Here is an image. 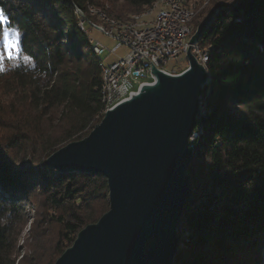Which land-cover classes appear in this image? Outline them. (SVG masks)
<instances>
[{"label": "trees", "instance_id": "obj_1", "mask_svg": "<svg viewBox=\"0 0 264 264\" xmlns=\"http://www.w3.org/2000/svg\"><path fill=\"white\" fill-rule=\"evenodd\" d=\"M153 2L0 0L9 27L22 34L19 62H6L0 72L17 105L0 119L11 132L0 145V264H16L26 208L36 195L43 224L35 229L57 228L54 247L40 249L38 264H55L81 230L109 211L104 176L60 173L44 163L104 117L100 58L77 10L94 22L89 7L128 21ZM211 15L199 41L210 50L209 79L190 140L191 192L174 264H264V0H236Z\"/></svg>", "mask_w": 264, "mask_h": 264}, {"label": "water", "instance_id": "obj_2", "mask_svg": "<svg viewBox=\"0 0 264 264\" xmlns=\"http://www.w3.org/2000/svg\"><path fill=\"white\" fill-rule=\"evenodd\" d=\"M213 17L199 25L201 40ZM181 75L154 69L155 85L108 111L83 140L53 153L45 167L102 175L110 209L81 230L55 264H174L179 224L191 192V138L209 79L189 51Z\"/></svg>", "mask_w": 264, "mask_h": 264}, {"label": "built area", "instance_id": "obj_3", "mask_svg": "<svg viewBox=\"0 0 264 264\" xmlns=\"http://www.w3.org/2000/svg\"><path fill=\"white\" fill-rule=\"evenodd\" d=\"M179 1L193 2L194 0ZM170 4H174V9H177L176 1H170ZM82 20L92 41L98 45L99 51L103 54V59L108 65L111 110L138 95L144 86L155 84L157 77L154 69L168 75H179L181 66L172 70L168 69L171 62L177 61L182 56L180 40L183 38L178 32V24L170 17L163 16L162 21H168V29L155 38H148L146 31L137 33L140 40H150V47L133 45L128 40H123L119 35L105 36L100 29L92 28V23ZM92 30L113 40L115 45L109 48L97 41L91 35ZM121 50L123 51L122 56L120 55ZM195 59L197 60V58ZM197 61L200 63V60Z\"/></svg>", "mask_w": 264, "mask_h": 264}, {"label": "bare ground", "instance_id": "obj_4", "mask_svg": "<svg viewBox=\"0 0 264 264\" xmlns=\"http://www.w3.org/2000/svg\"><path fill=\"white\" fill-rule=\"evenodd\" d=\"M170 1H176L177 9H174V4H170ZM204 2L206 6L210 0H204ZM198 5V0H194L193 2L154 0L151 6L147 7L142 13L133 15L128 21H119L115 18L109 17L103 10L89 7L90 15L99 19L98 22H94L82 11L77 10V15L80 18L79 27L87 34L92 51L98 58H100L99 66L102 75L101 98L102 103L105 105L104 115L111 110V92L110 86L108 85V65L103 61V54L99 51L98 45L92 41L90 33L86 30L82 19H84L86 23H92V28L100 29L105 36L119 35L123 40H128V42L133 45L150 47V40H140L137 33H144L146 31L148 32V38H155L156 36L161 35V33L168 29V21H162V18L163 16H168L172 21L178 24V32L183 36L180 40L181 54L187 56L190 51L193 57L200 60V64L206 68L210 50H203L200 47L199 42L192 45L190 44L191 38L195 33L192 23L197 15L196 9ZM188 68L189 65L186 69Z\"/></svg>", "mask_w": 264, "mask_h": 264}, {"label": "rangeland", "instance_id": "obj_5", "mask_svg": "<svg viewBox=\"0 0 264 264\" xmlns=\"http://www.w3.org/2000/svg\"><path fill=\"white\" fill-rule=\"evenodd\" d=\"M235 1L236 0H210V2L207 3V5L205 6L204 0H198L199 5L196 9L197 15L193 21L194 30L196 31V29L199 27L198 26L195 28L196 23L198 21L201 22L204 19L206 21L209 17L212 16L211 15L212 11L215 12L219 5H222V4L229 5V4L235 3ZM104 8L106 10L110 9V5L106 3L104 5ZM135 14H139V13H131L127 15L126 18L130 19ZM199 15H201L200 19H198ZM95 20L98 22L99 19H95ZM12 29L16 30L14 28ZM91 35L94 39H96L97 41L101 42L102 44H104L105 46L109 48H112L115 45V42L113 40L105 37L104 35H102L101 33L95 30H92ZM21 40H22V34H21ZM20 44H21V41H20ZM2 50H3V40L2 38H0V51ZM122 54H123V51L121 50L120 55L122 56ZM19 60L8 61L7 59H5V63L3 64L2 67L3 69L6 68L8 64L6 62H9L12 64V63L19 62ZM103 61L105 62L104 59ZM188 65H189V61L187 60L186 55H182L177 61L171 62L168 66V69L172 70L174 68H178L181 66L182 68L179 69V75H181V73H184V71L187 70L186 68L188 67ZM6 85H7L6 82H3V83L0 82V119L2 120H5L8 117L7 114L11 110L14 109V108H11V106H13V104H11L13 101V95L8 94L9 89H6L5 87ZM13 107H17V105H14ZM5 125H6V122L0 123V145L2 144L3 146L6 144L7 138L11 135L9 128H6ZM195 135L197 136V134ZM12 156L16 158L17 162H20L22 160L23 155L15 152L12 154ZM33 203H34V206L32 209L26 208L27 209L26 217L24 220L25 224L23 225L24 228L21 232V235L18 240L19 241L18 246L16 248V254H15L16 264H38V260L42 258L39 255L40 249L50 248V247L52 248L54 247V242L57 241V228L55 227L51 228L50 226L44 225L41 230L35 229L40 224H43L41 222L42 217L39 216L40 209H42L43 201L41 198L37 197L36 195L34 196Z\"/></svg>", "mask_w": 264, "mask_h": 264}, {"label": "snow or ice", "instance_id": "obj_6", "mask_svg": "<svg viewBox=\"0 0 264 264\" xmlns=\"http://www.w3.org/2000/svg\"><path fill=\"white\" fill-rule=\"evenodd\" d=\"M11 21L3 8H0V38L3 40V50L0 51V72H2L5 59L19 60L21 55V33L9 27ZM29 59V57H24Z\"/></svg>", "mask_w": 264, "mask_h": 264}]
</instances>
